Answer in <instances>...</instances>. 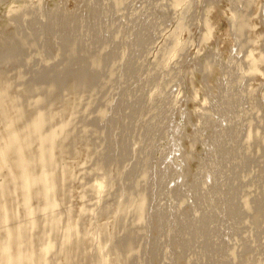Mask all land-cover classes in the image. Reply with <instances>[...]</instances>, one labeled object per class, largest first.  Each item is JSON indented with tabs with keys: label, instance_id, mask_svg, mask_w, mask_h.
<instances>
[{
	"label": "rangeland",
	"instance_id": "obj_1",
	"mask_svg": "<svg viewBox=\"0 0 264 264\" xmlns=\"http://www.w3.org/2000/svg\"><path fill=\"white\" fill-rule=\"evenodd\" d=\"M1 147L0 264H264V0H0Z\"/></svg>",
	"mask_w": 264,
	"mask_h": 264
},
{
	"label": "bare ground",
	"instance_id": "obj_2",
	"mask_svg": "<svg viewBox=\"0 0 264 264\" xmlns=\"http://www.w3.org/2000/svg\"><path fill=\"white\" fill-rule=\"evenodd\" d=\"M17 10H18V8H12V10H10V12H14V11H17ZM232 19H233V16L231 17V21H232ZM248 59L251 62V70L255 71L256 70V66H255L256 65V61L251 57V55L248 56ZM39 124L42 125L41 119H38L37 122L35 121V128L36 129H38V125ZM54 134H55V132L51 131V132L45 134L44 136L40 137L39 156H38V162L40 164V171L38 172V174H32L31 175L29 173V171H28L29 162L24 157L22 151H18L17 152L18 156H17V159H16V165H17V167L19 169V176L18 177L21 180V185H22L23 191L26 192L27 189L29 187H31V185H33V184H35L37 182H41V184H42V192H43L44 198H46V199H47L48 194L51 193V191L54 194V184H55V179L54 178H55V174H54V172L50 171L48 169V166H47V164L51 163L52 160H53ZM7 140L9 141V144L4 143L5 145H12V143L14 141H16L14 135L9 136ZM6 158H7V154L4 152V147H1L0 148V168L3 167V166H6V163H5V162H7ZM4 168H7V167H4ZM7 170L9 172L8 168H7ZM98 186H100V184ZM99 194H100V192H99ZM27 197L28 196H27V193H26L25 200H27ZM95 204H97V203H95ZM95 204H92V206L93 205L96 206ZM48 209H50V211L55 209L54 201L46 202V205H45V207L42 210L44 212V211H46ZM93 209H95V208H93ZM93 209H91V210H93ZM137 209H138V212H139V219H140L142 217V211H143V203L142 202L139 205H137ZM31 224H32V221H31ZM66 230L69 231L70 229L67 227ZM65 239L69 240V237H67V235H65ZM61 245L64 247L66 244L62 243ZM50 247L51 246L49 244L45 245L42 250L43 251H47V250L50 249ZM3 249H4L5 253H6L7 252V248L4 247ZM24 258H25V255H23L20 252V250H18L14 260L10 259L9 256H7V260L6 261H7L8 264H14V263L15 264H22L21 261Z\"/></svg>",
	"mask_w": 264,
	"mask_h": 264
}]
</instances>
